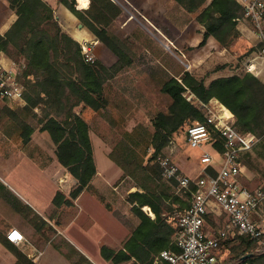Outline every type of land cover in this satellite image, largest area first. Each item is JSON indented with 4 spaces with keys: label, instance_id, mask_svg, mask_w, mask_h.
<instances>
[{
    "label": "rangeland",
    "instance_id": "374dc122",
    "mask_svg": "<svg viewBox=\"0 0 264 264\" xmlns=\"http://www.w3.org/2000/svg\"><path fill=\"white\" fill-rule=\"evenodd\" d=\"M7 3L11 9L9 0ZM4 7L5 5L0 2V23L12 14L10 10H4ZM14 14L16 15L15 11ZM197 14L198 11L189 13L181 6L177 9V14H175L172 23L174 28L170 30L175 33V44H169L167 38L163 37L155 27L145 25L147 36L142 44L145 47H117L123 50L124 57H119L107 47L117 59L111 67H106L95 57L93 43H88L90 44L88 48L91 49L94 58L93 63H89L85 60L82 52L81 46L85 43L76 47L65 38V42H68L65 45V56H62L61 59V67L71 77L84 82L87 87L93 86L95 81L101 82L104 98L107 102L106 108L90 112V115H80L86 106L77 103L75 98L69 96L68 99H64L60 111V109L56 110L58 108H49L50 98L43 95L37 106L26 110V98L23 99L24 101L17 102L0 96L1 128L15 125L21 130L19 123L24 121L33 127L34 132L37 133L36 139L46 148L47 151L44 156H47L48 153H55L56 146L48 132L42 134L41 131V119L46 114L55 115L60 111V120L66 119L71 113H77L83 119L86 118L90 123V136L93 145L95 144L98 157L106 161L110 159L112 161L110 163L116 168V171L123 175L115 181L113 186L120 187L124 191L127 189L130 194L142 191L143 187L154 192L165 191L168 198L165 206H163L164 212L171 216L173 225L177 227L178 219L174 220V215L179 218L184 210H181L180 203L175 202V200L178 199L187 207L191 201V193L181 191L177 184L163 177L158 157L169 154L166 147L171 141L177 150L176 155H174L175 161H177V156H183L193 163H200L201 155L208 152L215 158L214 164L217 165L221 152H217V148L220 146L221 149V141L218 137H214L199 147H190L186 140V129L197 122L196 118L192 116L180 129L171 132L170 126L166 125L162 115L168 113L172 104L170 96L163 92L165 83L175 78L184 86L183 95L186 101L189 96H192L190 104L196 106L204 102L216 110L219 109L217 105L222 108L221 104H224L232 113L241 114L243 120H248L250 114L248 111L245 114L240 112L241 105L245 101L240 103L234 91L241 88L242 92H247L249 88H256L255 97L258 100H264V59L258 57L256 37L247 32L246 29L239 30L235 25L237 33L230 34L221 41L212 39L209 43L208 32L200 30L202 25L197 21ZM155 22H157L155 24L160 28L159 30H162L167 36L170 32L168 24L162 20ZM112 24L108 27L110 30ZM68 45L70 47H67ZM7 47L6 56L12 61L13 69L17 72L23 85L24 97L26 94L32 95V88L36 85V81L25 76L27 69L25 59L17 53L11 43ZM222 50L234 58L235 62L244 66L247 72L245 76L225 77L221 75L216 77L212 62L214 55L220 54ZM97 62L105 66L106 71L100 69ZM227 64L229 65V63ZM250 66H254V68L248 71ZM223 68L227 71L235 70L228 69L226 66ZM8 108L20 117V122L10 116L9 112L6 111ZM224 110L222 109V111ZM197 111L202 113L205 118V113ZM237 119L236 125L247 131L249 128L240 122L238 123L239 120ZM215 143L217 144L215 145ZM157 144L164 145L162 150L157 147ZM156 150H159V153L157 159L154 160L152 156ZM240 163L248 177L246 180L252 184V190L262 189L264 191V137L250 153H246L240 158ZM108 168L109 173H111V168ZM195 176H199V173ZM66 178L60 182L62 185L64 184L65 189L72 186V182ZM127 197L129 196H123V205L119 204L115 209L120 214L123 213L131 231L136 228L134 226L140 223V220L132 212L133 205L130 201L127 204V214H124V204L127 202ZM145 207H142V210L151 217L150 211L146 210ZM254 218L264 229V205L260 207ZM227 221L228 218L225 215H222L220 219L217 218V220L208 219L210 227L216 230L222 229ZM176 233L171 237L172 242ZM237 238L229 237L223 242L220 264L233 263L231 261L233 255L230 249ZM172 242L169 249L173 247ZM256 251H264V238L258 244Z\"/></svg>",
    "mask_w": 264,
    "mask_h": 264
},
{
    "label": "crops",
    "instance_id": "0c3cea01",
    "mask_svg": "<svg viewBox=\"0 0 264 264\" xmlns=\"http://www.w3.org/2000/svg\"><path fill=\"white\" fill-rule=\"evenodd\" d=\"M42 1L55 10L65 36L71 43L76 47L82 43H93L94 55L98 60L106 67L115 64L116 56L60 0ZM76 1L80 10H87L91 2L88 0V6L82 8L80 0ZM112 1L120 8L121 14L110 27L111 30L108 28V33L118 47H145L142 45L147 36L145 25L155 27L169 44L176 43L175 33L170 31L174 28L172 23L180 8L176 1ZM0 2L5 5L4 10L12 12L0 23V63L7 69H13L12 61L6 56L8 45L2 48V42L5 33L16 21V15L9 8L7 0ZM157 20L168 24L170 32L167 36L156 26ZM201 28L207 33L203 26ZM207 36L209 43L212 39L216 40L209 33ZM237 90L234 94L236 92L239 102L245 101L240 112L245 114L248 111L250 118L243 120L241 114L232 113L224 104H221L222 108L217 105L219 109L216 111H230L234 122L238 118V123L247 126V131L253 133L259 143L264 137V100L255 97L256 88H249L247 92H242L241 88ZM90 112L93 110L86 107L80 115H90ZM84 120L90 126L89 121L86 118ZM33 133L31 140L24 144L20 128L15 125L0 126V264H18L16 252H21L33 264H113L103 258L102 247L124 249L126 241L139 225L137 223L134 226L136 228L130 231L123 213L115 209L119 204L123 205V196L130 194L127 189L124 191L113 186L123 176L122 173L116 171L110 159H100L92 143L97 174L91 182L92 188H86L73 197L72 191L78 184L77 180L59 162L56 151L44 156L47 150L38 143L37 133ZM42 134L45 132L42 131ZM175 162L184 175L194 177L200 172V163H193L183 156H177ZM245 176L241 166V183L250 189L252 184ZM65 178L72 182L70 188L65 189L64 184L60 183ZM126 201L124 214H127L128 197ZM12 229L24 235L21 244H14L7 239Z\"/></svg>",
    "mask_w": 264,
    "mask_h": 264
},
{
    "label": "trees",
    "instance_id": "16d2710c",
    "mask_svg": "<svg viewBox=\"0 0 264 264\" xmlns=\"http://www.w3.org/2000/svg\"><path fill=\"white\" fill-rule=\"evenodd\" d=\"M90 1L87 10H80L76 0H60L100 41L119 57H124L123 50L117 48L118 46L107 30L120 15V8L112 0ZM174 1L189 13L198 11V23L217 41L237 33L233 22L235 13L230 0ZM9 2L11 9L16 12L17 19L5 33L2 48L11 43L26 61L25 76L36 81V85L32 88V95L26 94L24 97L27 102L25 109L29 110L37 106L43 95L50 98L49 108H58L56 110L60 109V111L64 99H68L69 96L93 111L105 109L107 102L101 82L95 81L93 86L87 87L84 82L71 77L61 67L62 56L66 53V34L56 17L55 10L42 0H9ZM80 5L82 8L87 7L88 0H80ZM227 63L233 65L235 70L227 71L223 68L228 65ZM97 66L106 71L101 63L97 62ZM212 67L216 77L227 74L243 77L247 74L244 66L235 62L234 58L225 52H222V55H214ZM253 68L254 66H250L248 71ZM163 92L172 100L168 113L162 114L172 133L180 129L191 116L195 117L197 122H205L203 114L186 101L183 95L184 86L179 80L170 79L165 83ZM6 111L17 121L20 120L12 109L8 108ZM60 111L55 115L46 114L41 119V131L48 132L56 146L59 162L77 180L78 184L72 191V196L77 197L84 189L92 188L91 182L97 174L90 126L77 113H71L66 119L60 120ZM19 124L23 143L27 144L32 138L34 129L24 121ZM211 136L219 138V133L212 131ZM217 150L222 151V146L221 149L219 146ZM158 153L159 150H156L152 159L156 160ZM209 171L212 175L216 174L213 168ZM171 182L177 184L176 181ZM141 190L128 197L133 205L132 212L138 217L140 223L126 241L124 249L115 250L108 246H103L101 249L103 258L112 261L113 264L124 262L153 264L155 257L161 251L170 248L171 237L177 231L171 216L164 212L163 206H165L168 194L165 191L154 192L147 187ZM175 202L180 203L181 210L186 208V205L178 199ZM145 206L150 207L155 214L154 219L142 210ZM174 216V220L178 219L177 215ZM263 238L264 236L262 238L238 237L230 249L233 255L232 264H264V251H256ZM16 254L19 258L18 264H33L21 252H16ZM248 254H253V256L242 260V257Z\"/></svg>",
    "mask_w": 264,
    "mask_h": 264
},
{
    "label": "built area",
    "instance_id": "2783aa9c",
    "mask_svg": "<svg viewBox=\"0 0 264 264\" xmlns=\"http://www.w3.org/2000/svg\"><path fill=\"white\" fill-rule=\"evenodd\" d=\"M230 1L235 13L233 22L239 30L246 29L256 37L258 57L264 59V0ZM81 47L85 60L93 63L94 58L88 48L90 44L85 43ZM0 96L11 101H24V88L17 72L1 63ZM191 99L189 96L187 101L191 102ZM195 107L205 113V122H196L186 129L187 143L192 148L199 147L212 138V131L218 132L222 146L219 153L221 161L215 165V158L205 152L200 158L199 176L184 175L175 162L176 146L167 141L169 154L158 157L162 175L168 181H176L181 191L190 192L191 201L179 215L173 247L161 251L153 264H220L223 242L229 237L264 236L262 225L254 218L264 205V191L251 190L240 180V158L254 149L258 139L237 126L233 115L228 120L225 110L218 112L204 102ZM163 146L157 147L162 150ZM210 168L215 169V175L210 173ZM222 215L228 218L226 224L222 229H212L208 219L217 220ZM7 239L18 245L24 241V235L12 229Z\"/></svg>",
    "mask_w": 264,
    "mask_h": 264
},
{
    "label": "water",
    "instance_id": "95a60500",
    "mask_svg": "<svg viewBox=\"0 0 264 264\" xmlns=\"http://www.w3.org/2000/svg\"><path fill=\"white\" fill-rule=\"evenodd\" d=\"M226 68H228V69H234V66L231 65V64H229V65L226 66ZM252 256H253V254H248V255L242 257V260H246V259H248V258H250Z\"/></svg>",
    "mask_w": 264,
    "mask_h": 264
},
{
    "label": "bare ground",
    "instance_id": "6f19581e",
    "mask_svg": "<svg viewBox=\"0 0 264 264\" xmlns=\"http://www.w3.org/2000/svg\"><path fill=\"white\" fill-rule=\"evenodd\" d=\"M228 110H226L225 112V116L227 117V119H232V114L230 113V111L228 112ZM146 210H148V207H145ZM148 211H150L151 215H153V213L151 212V210L149 209Z\"/></svg>",
    "mask_w": 264,
    "mask_h": 264
}]
</instances>
